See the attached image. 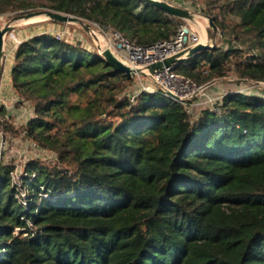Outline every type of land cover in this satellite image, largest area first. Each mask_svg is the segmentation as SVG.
I'll list each match as a JSON object with an SVG mask.
<instances>
[{
    "label": "trees",
    "instance_id": "trees-1",
    "mask_svg": "<svg viewBox=\"0 0 264 264\" xmlns=\"http://www.w3.org/2000/svg\"><path fill=\"white\" fill-rule=\"evenodd\" d=\"M49 1L138 45L187 22L143 0ZM202 1L232 38L174 70L198 85L264 81V0ZM29 6L0 0V14ZM78 42L42 32L12 54L31 115L2 105L0 132L52 158H31L18 183L0 162V264H264V96L229 91L191 111L160 92L132 99L136 78Z\"/></svg>",
    "mask_w": 264,
    "mask_h": 264
},
{
    "label": "built area",
    "instance_id": "built-area-1",
    "mask_svg": "<svg viewBox=\"0 0 264 264\" xmlns=\"http://www.w3.org/2000/svg\"><path fill=\"white\" fill-rule=\"evenodd\" d=\"M84 21L90 25L87 34L93 40V44L100 53L101 47L110 46L122 63L133 67L136 70L141 69L146 74L145 76L138 75L135 77L137 93L132 99L144 91L160 92L169 99L182 103L189 111H191L197 106H213L226 96L227 92L213 95L211 92L212 83H210V86H208V84L198 85L190 78L177 73L174 70L175 65L155 72L149 70L151 65L163 62L184 50L197 46L198 44H210L208 38L200 34L194 26L182 24L179 27L176 37L173 39L158 41L151 45H138L128 40L122 33L113 27L105 26L95 21ZM70 26L71 23H64L63 25L59 24L58 28L54 30L52 34H54L59 40L69 42L67 37L70 32ZM20 43L21 42L16 44L12 53H14ZM6 53L7 50L5 47L4 62L7 60L6 58L8 56ZM1 87L2 85H0V109L1 106L4 105V98H2L1 95ZM235 91L236 93L241 94L264 96V81L244 82L242 87ZM5 145V136L0 132V162L3 160ZM23 171V167H16L14 169L11 173L14 183H18L22 179Z\"/></svg>",
    "mask_w": 264,
    "mask_h": 264
},
{
    "label": "rangeland",
    "instance_id": "rangeland-1",
    "mask_svg": "<svg viewBox=\"0 0 264 264\" xmlns=\"http://www.w3.org/2000/svg\"><path fill=\"white\" fill-rule=\"evenodd\" d=\"M16 5L20 4L21 2L29 4V9L23 10H8L3 14H0V27L3 28L10 22L14 20L17 16L28 14L30 12H38V11H44V10H51L48 6L50 1L49 0H13ZM182 6L185 8L190 9L192 12L196 14V21H189L185 24L192 25L195 27V29L202 35L206 36L208 38V41L210 42L209 45H215L218 46L224 45V47L227 48L228 42L231 40V35H224L223 37L222 30L218 29L217 33H214V30L211 26V20L209 17L205 14V5L202 0H194L193 2H182ZM84 20V19H82ZM27 21H18L14 23L13 30L6 36L5 39V47L7 50V60L4 62V71H3V77L1 80L0 85L1 87V95L2 98H4V95L6 96H13V91L8 87V85L5 82L6 76L9 74V70L11 69V64L13 60V53L12 50L18 44L19 42H22V39L31 37L35 34L42 33V32H48L52 33L54 30L58 28V24L52 22V20L47 19L44 16L41 17H35L34 19H31L29 23H26ZM213 32V35H212ZM222 39V41L220 40ZM79 44H82L84 47H88L92 50H96L95 45L93 44V40L88 36L86 29L80 25V24H72L70 26V32L68 34L67 40L70 43H74L76 41ZM230 45V44H229ZM231 45H239L238 43H232ZM250 46V45H249ZM234 74L228 75V77L223 79H217L212 82V89L211 92L213 95H217L219 93H222L223 91L229 92V91H235L242 87V84H237L234 81ZM214 89V90H213ZM4 94V95H3ZM5 99V98H4ZM19 99H13L11 103V106L18 109V112H13V119H17L20 123L23 122L25 119L29 118L30 107L28 105H20L18 104ZM5 101V100H3ZM9 103V102H8ZM12 113V112H11ZM2 115H0V118ZM2 119V118H1ZM6 141V138H5ZM43 157V158H52V155L44 152V151H38L37 148L34 147L33 143H31L28 139L20 137L15 140H7V143L5 145V150L3 153V160L5 162H10L12 165L18 168H21L24 166L25 163H27L31 158L36 157Z\"/></svg>",
    "mask_w": 264,
    "mask_h": 264
},
{
    "label": "water",
    "instance_id": "water-1",
    "mask_svg": "<svg viewBox=\"0 0 264 264\" xmlns=\"http://www.w3.org/2000/svg\"><path fill=\"white\" fill-rule=\"evenodd\" d=\"M146 3L156 6L160 8L161 10L165 11L167 14L180 18L185 21H196V14L192 12L190 9L174 5L169 3L166 0H143ZM44 16L47 19L57 21L60 23H71V24H80L82 25L86 31H89L90 25L87 24L84 20L71 16L68 14L56 12L53 10H44V11H38V12H30L28 14H23L20 16H17L14 18L12 22L7 24L5 27H0V82L3 76L4 71V57H5V36L10 33L14 28V23L18 21H28L30 19H33L35 17H41ZM211 26L214 30V33L216 34L218 31V28L214 25V23L211 21ZM215 45H203L198 44L197 46L193 48H189L187 50L182 51L181 53L170 57L166 59L163 62H158L150 66L149 70L151 72H155L158 70H163L166 67H171L177 64L184 63L186 60L194 57L195 55L199 54L202 51L208 50V49H214ZM101 54L103 55L104 59L107 61V63L113 67L116 71L125 74L129 78H134L138 75L145 76L146 74L141 69H134L133 67H130L128 65H125L122 63L115 52L112 50L110 46L107 47H101L100 48ZM211 84H208L210 86Z\"/></svg>",
    "mask_w": 264,
    "mask_h": 264
},
{
    "label": "crops",
    "instance_id": "crops-1",
    "mask_svg": "<svg viewBox=\"0 0 264 264\" xmlns=\"http://www.w3.org/2000/svg\"><path fill=\"white\" fill-rule=\"evenodd\" d=\"M28 38H30V37H27V38H24V39H28ZM24 39H22V41L24 40ZM10 74H11V69L9 70V74H8V76H6V78H5V82H6V84L8 85V87H10V89L13 91V88H12V82H11V76H10ZM213 87H211V89H212ZM214 90V89H213ZM223 92H226V91H223ZM222 92V93H223ZM4 95V94H3ZM4 107H5V109L7 110V112H9V113H11L12 112V115H13V112H18V109H16V108H14V107H12L11 106V103L10 102H12V100L15 98L16 100L18 99V97L14 94V91H13V96H6V95H4ZM9 102V103H8Z\"/></svg>",
    "mask_w": 264,
    "mask_h": 264
},
{
    "label": "bare ground",
    "instance_id": "bare-ground-1",
    "mask_svg": "<svg viewBox=\"0 0 264 264\" xmlns=\"http://www.w3.org/2000/svg\"><path fill=\"white\" fill-rule=\"evenodd\" d=\"M34 19V18H33ZM31 20V19H30ZM29 21V20H28Z\"/></svg>",
    "mask_w": 264,
    "mask_h": 264
}]
</instances>
